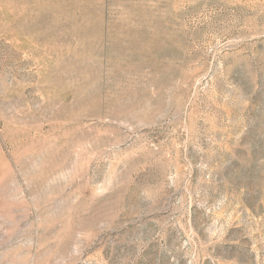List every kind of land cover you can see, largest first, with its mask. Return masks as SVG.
<instances>
[{
	"label": "rangeland",
	"instance_id": "rangeland-1",
	"mask_svg": "<svg viewBox=\"0 0 264 264\" xmlns=\"http://www.w3.org/2000/svg\"><path fill=\"white\" fill-rule=\"evenodd\" d=\"M0 264H264V0H0Z\"/></svg>",
	"mask_w": 264,
	"mask_h": 264
}]
</instances>
